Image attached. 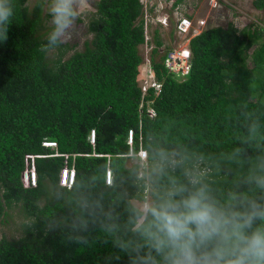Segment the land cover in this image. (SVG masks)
Returning <instances> with one entry per match:
<instances>
[{"label": "trees", "instance_id": "16d2710c", "mask_svg": "<svg viewBox=\"0 0 264 264\" xmlns=\"http://www.w3.org/2000/svg\"><path fill=\"white\" fill-rule=\"evenodd\" d=\"M27 1L15 0L8 38L0 41V216L20 205L26 217L22 235L0 237V264H128L125 253L105 242L102 226L124 225L132 199L146 192L155 199L170 177L184 179L180 168L155 174L162 152L203 171L220 199L247 174L249 159L264 156L261 28L229 22L201 29L189 39L191 69L180 80L153 60L163 84L153 101L155 115L143 108L139 117L140 0H96L87 23L92 37L69 55L73 46L65 42L53 58L42 51L50 30L41 0ZM252 4L264 9V0ZM155 37L160 46L157 31ZM130 127L133 151L141 144L147 152L143 167L128 163L136 158L127 154ZM44 139L55 140L56 148ZM56 151L67 153V161ZM26 153L38 154L35 185L21 180ZM66 163L75 168L70 186L59 182ZM79 219L89 223L83 242L72 236Z\"/></svg>", "mask_w": 264, "mask_h": 264}, {"label": "clouds", "instance_id": "9594fccd", "mask_svg": "<svg viewBox=\"0 0 264 264\" xmlns=\"http://www.w3.org/2000/svg\"><path fill=\"white\" fill-rule=\"evenodd\" d=\"M41 6L51 18L45 52L64 44L92 9L90 0H41ZM15 8V0H0V41L8 38ZM256 130L251 125L249 136ZM160 158L156 175L180 168L184 179L170 177L155 199L130 201L124 225L102 226L105 242L125 253L128 264H264V156L249 159L247 174L223 199L203 171L184 167L183 157L162 152ZM72 229L75 239L87 240L86 219L74 221Z\"/></svg>", "mask_w": 264, "mask_h": 264}, {"label": "built area", "instance_id": "2783aa9c", "mask_svg": "<svg viewBox=\"0 0 264 264\" xmlns=\"http://www.w3.org/2000/svg\"><path fill=\"white\" fill-rule=\"evenodd\" d=\"M181 1L176 0H140L142 4V13L140 18L143 24L144 40L141 43L144 46L143 53L141 54V61L137 65L136 81L140 88V98L138 103L139 117L142 114L143 108L147 115L153 117L155 115V108L153 106L154 98L159 94L163 80L159 79L156 75V71L153 65V60H160L166 70L167 74H171L176 79L180 80L187 76L191 69V48L189 45V39L192 35L198 33L201 29H197L195 32L190 33L193 28L192 17L190 13H186V7L181 6ZM165 6L172 8L173 24L170 20V15ZM183 9V10H182ZM160 11V13H156ZM157 27L174 28V38L178 35L184 39L181 42H177L171 45H164L163 39L160 46H156L155 38L151 35V30L154 28V32H158L160 38V31L156 30ZM262 34L264 35V22L261 23ZM157 47V52L154 54L153 48ZM187 53V55H185ZM138 127H141V120H139ZM134 129L130 127L127 132V142L129 144V153L137 156V161L141 166H145L147 163V152L139 145L137 152H133ZM95 132L92 129L89 133V140L94 143ZM139 142H141V136H139ZM42 144L56 148L57 142L55 140L44 139ZM53 154L63 155L65 161H67L68 154L56 151ZM38 154L26 153L25 154V166L21 172V180L24 186L35 185L37 181V172L35 168V157ZM75 175L74 165H68L67 163L60 169L59 182L62 185L70 186L73 182ZM112 180V172L110 167H107L105 172V182L110 183Z\"/></svg>", "mask_w": 264, "mask_h": 264}, {"label": "rangeland", "instance_id": "374dc122", "mask_svg": "<svg viewBox=\"0 0 264 264\" xmlns=\"http://www.w3.org/2000/svg\"><path fill=\"white\" fill-rule=\"evenodd\" d=\"M36 0H28L29 6H32ZM95 1L90 0L92 9L84 16L77 20L73 29L70 31L66 42L73 46L69 49L66 55H69L73 49H83L84 42L92 37V33L87 27L89 18L95 11ZM186 4V13H190L193 22V28L190 33L195 32L197 29H203L214 25H227L232 22L237 27L241 28L246 25H251L252 28H259L261 23L264 22V9H257L253 6L252 0H182L181 6L184 8ZM165 10L169 12L171 23L173 24L172 8L165 6ZM183 10V9H182ZM46 27L51 30L50 16L43 9ZM156 13H160L157 11ZM156 30L160 31L161 39H163L164 45L169 46L177 42H181L184 38L176 36L174 38V28L157 27ZM154 28L151 30V35L155 37ZM144 46L139 45V52L142 54ZM56 56V50L49 51V57ZM136 160V158H130L128 163ZM146 165V164H145ZM199 163H197V166ZM197 169V167H196ZM198 170V169H197ZM146 192V191H145ZM144 199H151L148 192L145 193ZM141 199V200H144ZM138 200V199H132ZM7 214L0 216V237H18L23 234L22 223L26 221V217L21 209L20 205H13L7 209Z\"/></svg>", "mask_w": 264, "mask_h": 264}, {"label": "snow or ice", "instance_id": "6c2138e0", "mask_svg": "<svg viewBox=\"0 0 264 264\" xmlns=\"http://www.w3.org/2000/svg\"><path fill=\"white\" fill-rule=\"evenodd\" d=\"M185 55H187V53H185Z\"/></svg>", "mask_w": 264, "mask_h": 264}]
</instances>
